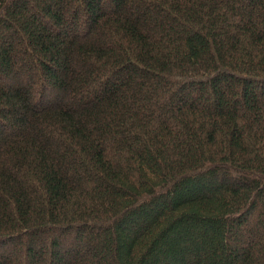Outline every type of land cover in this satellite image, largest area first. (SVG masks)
<instances>
[{
  "label": "trees",
  "instance_id": "16d2710c",
  "mask_svg": "<svg viewBox=\"0 0 264 264\" xmlns=\"http://www.w3.org/2000/svg\"><path fill=\"white\" fill-rule=\"evenodd\" d=\"M0 264H264V0H0Z\"/></svg>",
  "mask_w": 264,
  "mask_h": 264
}]
</instances>
